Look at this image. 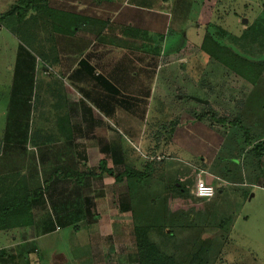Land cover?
Segmentation results:
<instances>
[{
    "label": "rangeland",
    "instance_id": "obj_1",
    "mask_svg": "<svg viewBox=\"0 0 264 264\" xmlns=\"http://www.w3.org/2000/svg\"><path fill=\"white\" fill-rule=\"evenodd\" d=\"M14 2L15 0H0V13L6 11ZM180 2L181 0L138 1L142 6L148 7L147 10L141 11L144 18L150 13L159 12L160 21H168L166 29L169 30L170 40L166 41L167 43L175 41L173 44H178L179 40L187 38L185 45L174 53L172 59L162 53L169 47L168 44L164 46L165 41L156 40L153 45L159 44L160 47L161 53L157 59L159 65L177 67V72H171L173 75L166 71L165 77L175 78L181 66V74L173 79L174 85H183V67L191 61V74L187 70L186 77L189 78L186 82L188 84L191 80L192 85L186 91L183 88L170 90L173 104L159 107L164 113L160 120L153 121L151 118V112L157 109V106H150L153 96L151 95L144 116L140 120V116L135 117L133 121L136 122L129 123L126 142L128 141L127 145L131 150L128 152L126 165L141 172L145 171L146 177L139 182L128 180L126 187L122 185V191L127 188L125 193L131 212L127 214L128 226L119 232L114 229L117 223L113 222L108 232L103 234H88L85 230L77 234L75 241L80 245L76 247V251L62 245V249L54 251L53 254H56L50 257L51 264H135L132 232L134 224H151V239L162 251L173 254L177 261L203 244L208 246L210 264H264V181L258 183L257 180L250 179V169H255L249 164L252 155L247 144L251 140L245 139L246 133L252 135L254 129L248 122L253 123L257 113L264 111V91L258 92L261 96L256 97L255 94L253 97L254 92L242 88L227 90L229 85L236 82L243 85L249 82H264V72L257 81H249L256 76L252 63L264 61V43L259 44L258 39H252V35L240 38L244 31L249 34L251 25L263 20L264 0H184L181 6L177 4ZM157 8H160V11ZM31 15L32 12H29L24 18L28 19ZM213 24L226 32L222 40L227 47L226 51L234 53V58H225L231 68L218 65L208 57L206 67L198 51L199 40L203 39L205 32L213 34ZM19 25L14 18L5 19L0 23V159L3 156V164L11 162L12 156L9 155L13 151H20L3 142L8 118L18 116V112H11V94L24 90L23 94L29 97L28 113H20L21 120L24 121L23 132L28 137L37 128L51 125L52 128L54 122L47 120L49 113L58 111L59 107L67 104L72 97L76 100L78 93L87 103L90 102L89 91H78L80 89L73 83L71 75H66L63 79L60 77L61 73L55 70L56 63H52L53 58L52 62L40 59V54L35 51L38 50L35 46L38 42L30 44L26 39L15 35L14 31L17 27L20 28ZM44 26L46 25L41 27V21L38 20L33 27L36 30L34 36L43 44L47 57H56L57 37L51 35L52 27L54 28L56 23ZM40 30L42 35L38 34ZM50 36L52 41H49ZM147 44L152 45L148 42ZM259 49H262L263 54L259 53ZM171 50L173 52V49ZM149 58L155 59L152 56ZM57 59L63 62L62 57ZM110 61L114 66L126 64L131 67L134 63L126 58L121 59V56L113 57ZM25 71L26 75H23ZM236 71L242 72L241 76L236 74ZM150 85L151 83L147 85L148 88ZM97 89L92 90L96 92L91 97L99 103L103 98ZM247 93L251 95H247L245 100H238ZM120 96L112 91L111 101L115 104V101L121 100ZM91 106L94 113H100V105L92 103ZM69 108L71 113L74 112L71 106ZM204 113H207L206 117ZM124 116L122 114L121 117ZM50 118L52 120V116ZM98 118L113 128L116 127L120 137L124 138L126 128L123 122L114 121L112 117L102 113ZM190 122L194 136L189 135L187 131ZM198 122L205 125L209 129L208 132H203ZM83 127L86 129V124ZM137 129L142 135L140 142L133 141L130 137ZM174 130L178 136L175 143L179 142L181 148L171 144ZM86 140V136L80 138V146H83ZM28 146L29 142H26L25 147ZM6 149L9 150L8 153ZM19 154V159L24 162L23 154ZM30 160L29 157L28 161ZM200 161L204 162L202 165L206 172L220 177L213 185L215 197L200 199L207 201L203 204L202 201L195 200L192 194L195 169L189 166L199 165ZM113 167L118 172L123 166L115 164ZM12 172L25 173L23 170ZM27 176L25 173V179ZM34 180L36 181V178ZM178 182L189 189L188 196H182L184 194L180 195L174 190L173 186ZM253 182L256 185H252ZM226 218H230L226 226L219 227L221 221ZM164 221L167 228L163 231L166 233L169 229L172 235L163 233L161 226L165 224ZM48 245L51 246L49 249L55 246L51 242ZM39 246L38 243L33 254L19 258L17 264H39L37 260L45 257V252H42Z\"/></svg>",
    "mask_w": 264,
    "mask_h": 264
},
{
    "label": "crops",
    "instance_id": "obj_2",
    "mask_svg": "<svg viewBox=\"0 0 264 264\" xmlns=\"http://www.w3.org/2000/svg\"><path fill=\"white\" fill-rule=\"evenodd\" d=\"M138 1L46 0V6L50 10L73 15L71 19L65 15L61 19L62 15L57 13L56 20H54L56 32L51 31V35L57 37L56 57L52 55L50 58L47 57L48 60L54 59V62H51L56 63L55 70L61 73L62 79L66 75H71L73 83L80 89L78 91H89L92 101L94 99L91 95L96 92H92V90L99 87L97 90L103 100L98 103L91 102L89 99V104L77 92L79 96H76V100L72 97L67 101V104L61 105L58 111L49 113L47 120L54 122L52 128V125L46 126V128L41 127L30 133L34 140L28 147H25L26 149L21 150L11 143L8 145L20 150L19 153L23 154L25 161L19 159L21 154L11 151L12 154L9 155L12 156L11 162L3 164L2 156L0 175L12 174L14 170H23L28 175L26 182L29 188L32 190L38 187L41 194L38 196V203L32 208L33 221L30 226L0 230V264H17L19 258L33 254L38 243L42 252H45V257H40L37 260L38 263L51 264L50 257L56 254H53L54 251H60L62 245L76 251V247L80 245L75 241L77 234L83 233L85 230L88 234L92 232L103 234L108 232L113 222L117 223L114 229L119 232L128 226L127 214L131 212L127 210L129 205L125 193L127 188L126 191H122V185L124 184L126 187L129 179L123 178L117 181L115 176L125 168H129L126 165L128 152L131 150L127 145L128 141L126 142L129 123L136 122L133 121L135 117L140 116V120L144 116L151 95L153 96L150 106H157L156 111L151 112V118L153 121L160 120L164 113L159 107L173 104L170 90L183 88L186 91L192 85L191 80L188 84L186 82V79L189 78L186 77V73L191 74V61L188 65L184 64L183 85L179 83L174 85L175 82H173L175 81L173 79L181 74V66H179L178 71H180L175 78L165 77L166 71L169 74L177 72V67L159 65L157 59L161 53L160 47L159 44H153L156 40L159 42L170 40L169 30L166 29L169 23L165 20L160 21L159 12L150 13L144 18L141 11L147 10L148 7L142 6ZM183 2L184 0H181L177 4L181 6ZM157 9L160 11V8ZM48 15H50L48 12L40 15L41 27L53 24ZM63 27H69V32H63L61 30ZM38 34L42 35L43 32L40 30ZM50 40L52 41V36L49 37ZM186 40L187 38L181 41L186 42ZM201 41L202 38H200L199 44ZM147 42L152 45H148ZM40 44L43 50L44 46L42 43ZM171 49L173 48L170 47L164 53L170 59L177 52L174 49L171 52ZM200 54L207 67V56L203 52ZM111 55L113 57L121 56V59L126 58L128 61L132 60L134 61L133 66L129 67L126 64L114 66L110 61L113 58ZM151 56L155 59L149 60ZM59 57L63 58L62 63L57 59ZM216 63L220 65L218 62ZM187 70L189 71L187 72ZM149 83H151L150 88L147 86ZM245 84L236 82L229 85L227 90L242 88L245 91L254 92L253 97L255 94L256 97L261 96L258 92L264 91V82ZM112 91L121 95V100L115 101V104L111 101ZM251 93L243 94L242 99L238 100H245ZM92 103L100 105L101 109L98 108L100 113L94 110L98 116L101 117L102 113L109 115L114 121L123 122L126 128L123 139L118 134L116 127L113 128L98 118L91 109ZM70 106L72 110L74 109L72 113ZM135 106L137 107L135 108ZM122 114L125 116L121 117ZM248 123L252 124L254 128L250 127L253 132L252 135L248 134V139L251 140L247 144L249 149L250 146L264 141V111L257 113L253 123ZM84 124L87 126L86 129L83 127ZM189 124L187 131H189V135L194 136V133L191 132V122ZM199 124L203 132H208L209 129L205 125ZM173 132L171 144L181 148L179 142L175 143L178 136L175 135V130ZM85 136L87 142L80 146L79 140ZM183 136L185 137V135ZM130 137L133 138V141L140 142L142 139L138 129ZM129 145L131 146V144ZM6 150L8 153L9 150ZM17 154L18 156H16ZM29 157L30 161H28ZM100 161H104L107 168L114 171V175L98 173L97 168ZM115 164L123 167L116 172L113 167ZM202 164H204L203 161H200L199 165L189 164L191 168L195 169L194 177L199 171H203L205 182L215 185V181L220 177L206 172L207 170ZM249 164L255 169L254 171L250 169V179L257 180L258 183L261 180L264 181V154L260 161H257L256 157L252 155ZM129 169L138 171L135 167ZM252 185H256V183L253 182ZM200 201H202L201 204L207 202L206 200ZM50 242L53 243V246L55 245L51 249H49L51 246L48 245ZM54 264L58 263L54 262Z\"/></svg>",
    "mask_w": 264,
    "mask_h": 264
},
{
    "label": "trees",
    "instance_id": "obj_3",
    "mask_svg": "<svg viewBox=\"0 0 264 264\" xmlns=\"http://www.w3.org/2000/svg\"><path fill=\"white\" fill-rule=\"evenodd\" d=\"M45 2L46 0H15V2L11 4L6 11L0 14V23H2V21L5 19H16L20 24V28H14V30L16 29L14 31L15 35L23 38L24 40L26 39L27 42H29L30 44H36V42H38V45H35L38 50L35 51L37 54H40V59L46 62L48 61V58L46 56L45 51L42 50L40 44L41 41L37 38V40L35 39L34 32H36V30H34L33 27L37 24L40 15L45 14L47 12L50 13V15L48 16H50V18L52 19L53 24L54 20H56L57 13L60 14V16L62 15L61 19L65 16L71 19L73 18V15L68 13H59L56 12V10H50L49 8H47ZM29 12H32L31 17L25 19V15ZM262 22H264V18L258 23L251 25L248 30L249 34H247V31H244L245 33L242 34L240 38L244 39L245 37H247L246 35H252L253 40L258 39L259 44L261 42L264 43V24ZM207 25L209 27V24ZM211 26L215 28L213 34L209 33L208 31L205 32L202 42L198 47V51L203 52V54H205L208 59H212L229 68V63L225 61V58H234V53L226 51L227 47L222 40V37L225 35L226 32L224 29H222L216 24H213ZM52 29L56 32V27H52ZM61 30L65 33H68L69 27H63ZM231 38L232 40H234L233 37ZM173 43H175V41L172 43H167L165 40L164 46H167L168 44L169 47L167 49L172 47L175 51H178L179 48L185 45L186 42L179 41L177 42L178 44ZM171 44L173 45L171 46ZM21 48L25 50V48ZM167 49L162 52L164 56H166V54L164 53L167 51ZM261 51L262 49H259V53L263 54V52ZM258 59L259 56H257L256 60ZM263 63V60H258L255 63H252L254 64L253 67L256 70V76L254 79H251L249 81L254 82L255 79L256 81L258 80L259 76L262 77V74L264 72V67H262ZM232 72L234 73V70H232ZM25 73L26 71L23 73V75H26ZM236 74L241 76L242 72H237ZM23 92L24 90L19 91V93L17 94H11V112H18V116H11V118H8L7 125L5 128V138L3 139L5 145H9L11 143L14 144L15 147L21 148V150L25 148L26 142H29L30 144L31 142L33 143L34 140L32 134H30V136L28 137L27 134H24L23 132L24 121L21 120L22 118L20 117V113L22 111L28 112L29 110V97L24 95ZM204 114L206 117L207 113ZM25 129H27V126H25ZM245 139L249 140L247 133ZM249 151L252 155L256 157L257 161H260L261 156L264 154V141L257 143V145L254 144L253 146H250ZM97 172H104L108 173L109 175H114V171L107 168L104 161H100L97 168ZM145 177V171L141 172L125 168L121 173L115 176V179L119 181L123 178H127L129 180L139 182ZM173 188L180 195L184 194L182 196L189 195V189L183 186L181 182H178L176 186H173ZM40 194L41 192L38 187L32 190L29 188L24 175L20 172L0 175V230H11L13 228L30 226L33 221L32 208L38 203V196ZM195 200L200 199L195 198ZM127 210H130L129 206L127 207ZM229 219L230 218L223 219L219 227L226 226V223ZM164 222L165 224L161 226L162 231H165V229L167 228L166 221ZM151 229V224L133 225V247L136 255L135 264H210L208 246L206 247L203 244L199 245L197 248H195L194 251L184 254L183 257L179 259L181 261L180 262L176 260L173 254H168L165 251H162L156 245V243L150 237ZM164 231V234L172 235L171 230L167 229L166 233Z\"/></svg>",
    "mask_w": 264,
    "mask_h": 264
},
{
    "label": "built area",
    "instance_id": "obj_4",
    "mask_svg": "<svg viewBox=\"0 0 264 264\" xmlns=\"http://www.w3.org/2000/svg\"><path fill=\"white\" fill-rule=\"evenodd\" d=\"M203 171H199L194 179L192 194L198 199H211L215 195L213 185L207 184L203 177Z\"/></svg>",
    "mask_w": 264,
    "mask_h": 264
}]
</instances>
